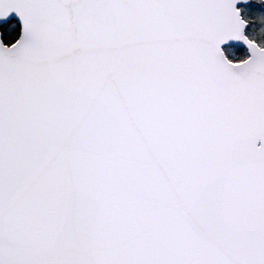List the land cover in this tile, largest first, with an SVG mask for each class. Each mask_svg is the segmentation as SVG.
I'll return each instance as SVG.
<instances>
[{
	"label": "snow or ice",
	"instance_id": "snow-or-ice-1",
	"mask_svg": "<svg viewBox=\"0 0 264 264\" xmlns=\"http://www.w3.org/2000/svg\"><path fill=\"white\" fill-rule=\"evenodd\" d=\"M0 264H264V0H0Z\"/></svg>",
	"mask_w": 264,
	"mask_h": 264
}]
</instances>
